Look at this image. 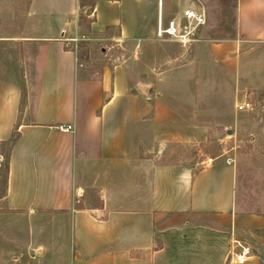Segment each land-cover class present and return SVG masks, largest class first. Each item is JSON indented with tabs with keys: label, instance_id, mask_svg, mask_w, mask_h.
<instances>
[{
	"label": "crops",
	"instance_id": "0c3cea01",
	"mask_svg": "<svg viewBox=\"0 0 264 264\" xmlns=\"http://www.w3.org/2000/svg\"><path fill=\"white\" fill-rule=\"evenodd\" d=\"M86 6L91 21L84 29ZM1 7L21 8L19 0H0ZM187 7L207 17L195 57L236 70L246 57L264 62V0L26 5L22 38L39 51L26 69V102L18 84L0 78V143L14 138L1 201L33 217L64 214V264H264V170L254 169L251 179L239 161L202 163L197 145L212 126L197 122L199 103L163 96L146 75L136 77L132 62L95 70L78 61L79 37L145 47L159 40L160 14L180 16ZM254 73L264 88V68ZM183 86L174 72L172 87ZM259 104L264 133V100ZM90 198L98 203L88 205ZM234 240L252 249L244 263L230 260Z\"/></svg>",
	"mask_w": 264,
	"mask_h": 264
},
{
	"label": "rangeland",
	"instance_id": "374dc122",
	"mask_svg": "<svg viewBox=\"0 0 264 264\" xmlns=\"http://www.w3.org/2000/svg\"><path fill=\"white\" fill-rule=\"evenodd\" d=\"M19 1L21 8L15 12L0 8V36L21 37L0 40V78L18 84L23 90V102H26V69L37 58L33 54L38 49L23 41L22 36L28 34L25 26L29 0ZM86 8L80 23L87 26L91 21V7ZM12 13L16 14L15 19H8ZM75 44L80 65L99 70L104 66L123 67L132 62L138 72L136 77L139 78L140 73L146 75L145 79L163 96H180L185 100L191 97L199 103L197 107L201 111L197 122L212 126L207 138L197 145L200 160L211 157L233 164L239 161L248 169L251 179L254 169L256 173L264 170V162L259 164L264 158V133L258 132L259 103L264 100V88L258 87L254 73L264 68V62L258 64L259 56L246 57L244 67L236 70L232 64L215 61L208 64L206 58L195 57L193 53L198 45L194 42L183 45L161 38L142 47L132 42L79 37ZM249 48L258 49L255 44H250ZM174 72L185 85L180 89L172 87ZM244 98L254 102L258 109L236 112V100ZM11 148L10 141L0 143V264H64V256L70 248V244L64 242V214L37 213L33 217L32 214L13 212L1 201L7 188ZM88 200V205L98 203L96 198Z\"/></svg>",
	"mask_w": 264,
	"mask_h": 264
},
{
	"label": "built area",
	"instance_id": "2783aa9c",
	"mask_svg": "<svg viewBox=\"0 0 264 264\" xmlns=\"http://www.w3.org/2000/svg\"><path fill=\"white\" fill-rule=\"evenodd\" d=\"M207 23V17L203 10L193 7H187L182 10L180 16H171L168 18L158 17L156 36L157 38H168L175 40L183 45L190 44L198 39L199 30ZM236 111L238 112H253L258 109V106L248 100H241L235 103ZM61 130L69 131L72 129L71 125H61ZM214 158L208 157L202 163H213ZM230 164L229 161H227ZM252 249L234 240V247L231 252L230 260L236 263H244L251 256Z\"/></svg>",
	"mask_w": 264,
	"mask_h": 264
},
{
	"label": "trees",
	"instance_id": "16d2710c",
	"mask_svg": "<svg viewBox=\"0 0 264 264\" xmlns=\"http://www.w3.org/2000/svg\"><path fill=\"white\" fill-rule=\"evenodd\" d=\"M83 24V23H82ZM84 25V24H83ZM85 26V28H89V25H84ZM8 141H10V144L12 145V143H13V139H10V140H8Z\"/></svg>",
	"mask_w": 264,
	"mask_h": 264
}]
</instances>
